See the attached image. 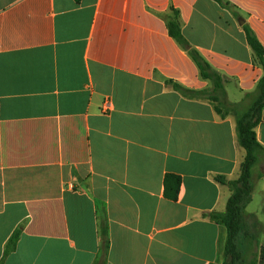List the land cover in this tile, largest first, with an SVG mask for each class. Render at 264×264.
<instances>
[{
    "label": "crops",
    "instance_id": "obj_1",
    "mask_svg": "<svg viewBox=\"0 0 264 264\" xmlns=\"http://www.w3.org/2000/svg\"><path fill=\"white\" fill-rule=\"evenodd\" d=\"M220 1L0 0V260L20 230L3 264L226 261L218 216L230 190L215 178L240 174L235 114L263 75L244 27L264 50V0ZM174 12L222 76L219 102L199 94L212 84L169 36ZM255 135L264 148V109ZM254 171L260 205L242 215L251 254L264 248ZM166 174L181 180L175 202Z\"/></svg>",
    "mask_w": 264,
    "mask_h": 264
},
{
    "label": "trees",
    "instance_id": "obj_2",
    "mask_svg": "<svg viewBox=\"0 0 264 264\" xmlns=\"http://www.w3.org/2000/svg\"><path fill=\"white\" fill-rule=\"evenodd\" d=\"M74 1L79 3L81 0ZM214 1L221 4L220 0ZM166 28L169 36L187 52L188 56L197 66L200 77L204 80H208L212 84L211 93L204 91L199 94L204 95L206 99L211 102H219L215 94L223 90L222 76L214 71L183 38L175 12L173 16L166 19ZM244 33L246 42L252 51L255 61L262 69L263 75L257 83L254 92L251 95H247L250 98L247 108L243 112L235 114L237 142L244 150L245 154L240 174L238 178L233 181H226L222 176H217L215 178L218 183L226 185L230 190V196L226 202L225 210L218 216L226 229V244L224 251L226 261L223 264H264V248L262 247H257L256 253L251 254L249 260L247 262L245 261L247 247L244 241L245 229L242 215L246 206L251 201L253 190L251 171L257 164L261 152H264V148L258 143L255 135V128L260 123L261 111L264 109V50L249 28L244 27ZM173 88L181 93L195 94L194 92H188L176 84L173 85ZM215 110L217 113H220L221 116H224L217 106ZM180 181V177L174 174H166L164 176L163 197L166 200L172 202L177 200ZM19 234L20 230H15L6 242L0 264H3L8 254L15 251ZM106 237L105 219L101 217L100 239L104 250L107 248L108 244Z\"/></svg>",
    "mask_w": 264,
    "mask_h": 264
},
{
    "label": "rangeland",
    "instance_id": "obj_3",
    "mask_svg": "<svg viewBox=\"0 0 264 264\" xmlns=\"http://www.w3.org/2000/svg\"><path fill=\"white\" fill-rule=\"evenodd\" d=\"M255 168V167H254ZM254 168H253V171H254ZM256 174H259V173H262L264 174V156L262 155L259 162L257 163L256 165V168H255V171H254ZM257 180V178H256ZM260 200H261V196L258 194L257 192V188L254 190L253 192V200L252 202L249 204V207H248V211H252L254 210L256 207H258L260 205ZM252 253V250H248L247 249V252L245 253V261L247 262L250 258V255Z\"/></svg>",
    "mask_w": 264,
    "mask_h": 264
},
{
    "label": "built area",
    "instance_id": "obj_4",
    "mask_svg": "<svg viewBox=\"0 0 264 264\" xmlns=\"http://www.w3.org/2000/svg\"><path fill=\"white\" fill-rule=\"evenodd\" d=\"M111 111V103L109 100H105L102 105V112L107 114Z\"/></svg>",
    "mask_w": 264,
    "mask_h": 264
}]
</instances>
